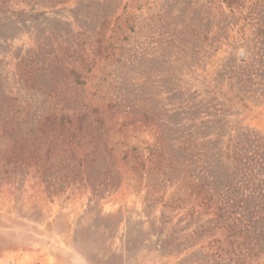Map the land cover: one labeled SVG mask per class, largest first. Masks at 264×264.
<instances>
[{"label":"rangeland","instance_id":"rangeland-1","mask_svg":"<svg viewBox=\"0 0 264 264\" xmlns=\"http://www.w3.org/2000/svg\"><path fill=\"white\" fill-rule=\"evenodd\" d=\"M263 22L0 0V264H264Z\"/></svg>","mask_w":264,"mask_h":264},{"label":"trees","instance_id":"trees-1","mask_svg":"<svg viewBox=\"0 0 264 264\" xmlns=\"http://www.w3.org/2000/svg\"><path fill=\"white\" fill-rule=\"evenodd\" d=\"M261 26H262V24H261ZM260 58L262 59V64H264V54L261 55ZM259 70L262 71V73L258 74L259 78H260V81L259 82H255V83H257L260 86L261 84H264V68L260 67ZM250 79L252 81L251 77H250Z\"/></svg>","mask_w":264,"mask_h":264}]
</instances>
